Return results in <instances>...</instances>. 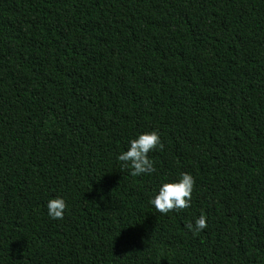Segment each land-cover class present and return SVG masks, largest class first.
<instances>
[{
	"label": "trees",
	"instance_id": "1",
	"mask_svg": "<svg viewBox=\"0 0 264 264\" xmlns=\"http://www.w3.org/2000/svg\"><path fill=\"white\" fill-rule=\"evenodd\" d=\"M0 264H264V0H0Z\"/></svg>",
	"mask_w": 264,
	"mask_h": 264
},
{
	"label": "clouds",
	"instance_id": "2",
	"mask_svg": "<svg viewBox=\"0 0 264 264\" xmlns=\"http://www.w3.org/2000/svg\"><path fill=\"white\" fill-rule=\"evenodd\" d=\"M164 147L160 134L153 130L139 135L129 142L127 151L119 154L117 159L122 162V168H130L132 176L141 174H152L156 171L153 161L149 159L148 154L156 149L162 150ZM195 180L189 173H181L178 182L163 183L158 190V194L150 199L149 203L157 212L167 215L172 211H182L190 207L192 192ZM67 209V204L63 198H53L47 203V213L50 219L62 220ZM189 231L194 234L199 233L207 227L206 217L201 214L194 224L186 225Z\"/></svg>",
	"mask_w": 264,
	"mask_h": 264
}]
</instances>
